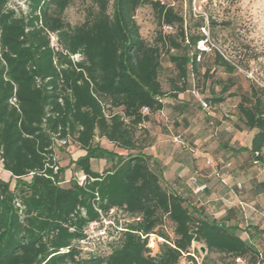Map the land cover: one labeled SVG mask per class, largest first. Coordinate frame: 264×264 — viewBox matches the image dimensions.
Instances as JSON below:
<instances>
[{
  "label": "trees",
  "instance_id": "obj_1",
  "mask_svg": "<svg viewBox=\"0 0 264 264\" xmlns=\"http://www.w3.org/2000/svg\"><path fill=\"white\" fill-rule=\"evenodd\" d=\"M73 1L26 0L23 8L0 0V165L10 173L8 179L0 173V264H181L183 256L201 264L194 244L205 248L202 264L212 253L234 264L239 257L264 262L240 234L248 226L217 218L167 183L140 138L144 123L165 108L163 100L192 86L190 74L211 52L197 47L207 36L194 35L183 14L162 0H91L85 20L72 25L64 12ZM146 5L157 16L152 41L133 18ZM212 51L231 74L235 66ZM166 53L177 69L170 92L159 78ZM239 111L257 132L251 147L234 151L262 160L264 100L257 89L243 95ZM96 136L126 152L95 143ZM71 138L83 154L70 164L86 178L63 185L67 166L59 165L55 147ZM104 158L111 166L94 170L91 160ZM104 218L113 224L108 248L85 249L90 224ZM153 234L163 240L155 254Z\"/></svg>",
  "mask_w": 264,
  "mask_h": 264
},
{
  "label": "rangeland",
  "instance_id": "obj_2",
  "mask_svg": "<svg viewBox=\"0 0 264 264\" xmlns=\"http://www.w3.org/2000/svg\"><path fill=\"white\" fill-rule=\"evenodd\" d=\"M22 1L12 0V4H20ZM163 1L174 6L178 12L183 14L185 24L190 27L194 35L204 34L207 36L209 43L213 44V48L235 66V70L231 74L228 73L225 67L216 63L215 53L211 51L198 65L197 71L190 74V84L196 83L200 87L201 94H205L209 101L214 95L225 97V101L221 104H213L210 101L211 110L206 111L211 112V114L204 112H198L199 114H197V112H194L199 109V103L189 91L190 86L186 91L179 93V100L192 104L189 114L186 115V122L189 125L191 123L197 124L202 140L205 138L204 141L212 143L208 150L209 155L214 156L215 159L212 157L210 160L207 159L206 164L221 171L220 164L223 165V163L217 158V155H220V150H218L216 142L220 139L225 140L226 133L228 134L229 130H233V133L237 134L239 138L243 136L237 130L238 127H244V123L239 118V104L243 101V95L250 93V90L254 88L257 89L259 96L264 100V0ZM91 4V0H74L65 10L64 18L72 25L82 23ZM136 20L141 26L142 36L152 41L158 29L157 16L152 8L148 5L141 7L137 12ZM212 20L215 22L214 24L211 23ZM199 22H203L201 27L197 25ZM203 28H205V31ZM190 49L191 52L194 51V48ZM172 52L176 51L173 49ZM176 73L177 69L169 60L168 54H163L159 78L165 91H171L172 79L175 78ZM163 101L168 109L163 113L158 112L159 116L157 118L153 116L152 119L153 124L160 126L159 129H156L154 125L151 126V121H149L145 122L142 129L139 130V132H144L140 134V138L146 139L149 146L155 140L152 131L160 132L159 130H162L163 132L168 130L170 132L172 130L174 132L171 122L174 116L180 117V114L171 111L170 106L177 103L174 99L167 97ZM208 118L216 119V123H218L216 124L214 120H212L214 123H210ZM242 141L245 143V139L242 138ZM95 143L106 147L102 137L96 136ZM110 146L114 147V144L110 142ZM184 146L185 148L181 153H178H180V156L185 157L194 153L196 148L200 147L196 144H186ZM203 147L205 146L202 145L200 148ZM55 149L59 165L62 167L67 166L63 173L62 184L68 185L70 180L78 179L83 174L82 171L75 169V165L70 164L71 159H76L80 154H83V151L72 138L66 144H57ZM111 164L110 159L91 160L92 168L97 171H103ZM2 171L0 165V173ZM12 185H14L13 181ZM115 214V212L112 213V215ZM116 215L121 220L125 218V214L122 212H118ZM112 228V221L109 218H104L102 225L97 224L94 230H90V242H84V248L87 250L107 249V244L111 240L109 231ZM162 241V238L154 234L150 237L149 245L153 254L158 252V244ZM192 251L196 254L197 261L202 264L204 252L201 250V245L194 244ZM181 264H192V262L187 256H183ZM207 264H234V262L228 257H221L218 253H212L207 259Z\"/></svg>",
  "mask_w": 264,
  "mask_h": 264
},
{
  "label": "crops",
  "instance_id": "obj_3",
  "mask_svg": "<svg viewBox=\"0 0 264 264\" xmlns=\"http://www.w3.org/2000/svg\"><path fill=\"white\" fill-rule=\"evenodd\" d=\"M194 87L200 88L196 83H193L189 88L191 93ZM202 96L205 99L208 98L203 93ZM194 98L199 103L198 98ZM174 100L177 103L170 106L171 111L180 114V117L174 116L171 122L174 132L172 130L170 132L168 130L152 131L155 140L152 145L145 148L146 153L152 156L153 160L159 162L167 183L176 185L185 194L191 195L197 203L210 209L217 218L227 219L229 224L239 223L240 226H248L247 230L242 229L241 236L264 257V146L261 152L262 160L257 159V154H253L249 150L234 151L241 146L251 147L257 129H249L244 124V127L237 129L238 133L243 135L240 138L233 133V130H229L228 134L226 133L227 137L225 135V140L220 139L216 142L218 150H220V155L218 154L217 158L223 163V165L220 164L221 171H218L205 162L211 157L215 159L214 156L209 155L208 150L212 143L209 141L210 144H208L209 142L204 141L205 138L202 140L197 124L189 125L186 122V115L189 114L192 104L179 100V97ZM186 103L188 106L185 105ZM166 106L161 111L162 113L168 109ZM208 111L202 108L199 103V109L194 112L211 114ZM154 116L157 118L159 114ZM208 120L210 123H214L212 120L215 123L217 121L211 118ZM153 123L151 120L150 125L159 129L160 126ZM242 138L245 139V143ZM102 141L106 143V147L113 148L116 152H126L115 145L111 147L110 141L105 138H102ZM186 144H196L200 147L204 145L205 147L196 148V151L187 157L180 156ZM182 145L183 147H181ZM2 174L6 179L10 177V173L7 171L3 170ZM238 184L241 185L238 186Z\"/></svg>",
  "mask_w": 264,
  "mask_h": 264
},
{
  "label": "built area",
  "instance_id": "obj_4",
  "mask_svg": "<svg viewBox=\"0 0 264 264\" xmlns=\"http://www.w3.org/2000/svg\"><path fill=\"white\" fill-rule=\"evenodd\" d=\"M25 2L26 0H23L22 2H20V5L25 8ZM162 3H164V1L162 0ZM136 15L133 16L134 19H136ZM165 30H172L173 29V26H170V25H166L165 27ZM203 30L205 31V28H203ZM198 49L201 50V51H205V52H210L212 51V48H213V44L209 43V41L207 42V40H200L198 42V45H197ZM201 59V55L199 54L197 56V60H200ZM192 93L193 95L198 98L199 100V103L201 105L202 108H204L205 110H209L210 109V103L208 100H206L200 90L196 87H194L192 89ZM144 111L145 112H148V108L147 107H144ZM61 143L62 144H65L66 143V140H61ZM86 176L85 174L83 173L81 177H79L77 180L79 181V183H83V181L85 180ZM241 184H238V186H240ZM97 225L96 222L94 223H91L90 224V230H94L95 226ZM236 264H249L248 260L244 257H239L236 259ZM258 264H264V262H259Z\"/></svg>",
  "mask_w": 264,
  "mask_h": 264
},
{
  "label": "water",
  "instance_id": "obj_5",
  "mask_svg": "<svg viewBox=\"0 0 264 264\" xmlns=\"http://www.w3.org/2000/svg\"><path fill=\"white\" fill-rule=\"evenodd\" d=\"M201 250H202V252H205V248L204 247H201Z\"/></svg>",
  "mask_w": 264,
  "mask_h": 264
}]
</instances>
